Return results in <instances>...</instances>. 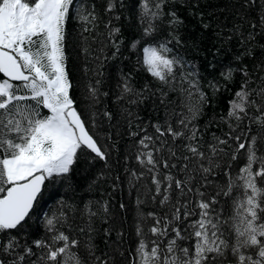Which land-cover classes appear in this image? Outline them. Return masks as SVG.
Listing matches in <instances>:
<instances>
[{"label": "snow or ice", "instance_id": "obj_1", "mask_svg": "<svg viewBox=\"0 0 264 264\" xmlns=\"http://www.w3.org/2000/svg\"><path fill=\"white\" fill-rule=\"evenodd\" d=\"M0 264H264V0H0Z\"/></svg>", "mask_w": 264, "mask_h": 264}]
</instances>
